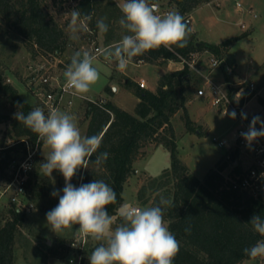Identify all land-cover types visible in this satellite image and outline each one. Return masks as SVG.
<instances>
[{
  "label": "rangeland",
  "instance_id": "rangeland-1",
  "mask_svg": "<svg viewBox=\"0 0 264 264\" xmlns=\"http://www.w3.org/2000/svg\"><path fill=\"white\" fill-rule=\"evenodd\" d=\"M17 1L19 0H14V2ZM111 1L117 4L122 2V0ZM77 2L76 0H43L45 12L59 24L64 32V40L67 42L66 49L57 54L41 50L36 53L30 52L27 42L13 30L5 10L0 6V74L4 83L14 86L23 100L34 108L43 109L45 114L48 113L47 107L38 95L41 86L38 81L33 80L35 72L41 69V75L50 77L51 86L49 88L52 87L57 91L59 86L65 83L63 73L70 63L73 52L86 50L95 54L97 49L110 45L105 42L104 36L95 30L96 23L100 20L98 13H95L92 19L87 22V30H82L77 34L79 39H71L68 28L69 12L76 8ZM149 3L158 4L162 11L176 10L180 13L177 5L170 0H149ZM237 3H241L242 8L238 7ZM181 15L191 19L188 26L195 39L201 43L213 46L212 44L220 45L231 38L237 40L229 51L217 56L221 61V67L210 75L211 80L219 84H227L226 86L231 89L243 82H255L259 87L264 85V0H209L193 11ZM92 20H95V25ZM100 61H105L102 57H98L101 79L93 86L86 98L67 95L60 108V110L75 116L81 134L85 136L90 125L88 110L93 102L110 103L108 102L109 98L114 104L131 114L135 113L136 105L139 102L135 93L129 89H123L125 77L120 75L115 63L109 64L114 69L115 78L112 84H108V71L101 66ZM132 63L144 64L145 62L132 61ZM171 64L170 61L162 60L154 64L156 66L129 65L127 72L135 81L144 80L148 89L155 91L161 73ZM228 67L232 70L231 74L227 72ZM175 68L176 66L172 65L170 72L176 71ZM197 68L199 71L196 74L203 80L198 91L206 80L203 75H208V71L211 69L210 56L205 54V51H199ZM226 72L229 79L226 78ZM115 84L122 89L112 98V87ZM197 91L194 95L195 99ZM69 100H72V105L68 104ZM251 101L247 111L251 110L252 120L253 117L258 116L260 121L264 122V94H260ZM18 111L19 108L13 106L8 98L0 93V116L5 117L4 122L0 124L1 224L12 218L11 209H18V206L12 202L14 197L18 196L27 206L33 205L31 211L26 212L28 220L20 227L19 235L16 238L15 260L17 264H90L89 255L101 242L80 234L77 231L78 224L58 234L51 230L49 233L46 232V229L50 227L47 224L46 213L57 206L59 196L63 195L65 179L57 170H53L51 176H46L41 171L40 163L49 153L44 142L34 148L37 151L29 160L28 152L23 147H19L21 144L16 142L20 139L9 138L8 130L12 126L11 118ZM188 111L192 120L206 118V115H210V124L213 128L210 133L207 132L208 128L205 123L200 120L195 122L205 133L203 136L197 133L187 134L183 112H179L173 119L181 160L198 178L204 179L206 174L216 167V163L230 153L214 143L213 138L224 136L228 140L231 139L236 126L231 117L217 116L212 105L204 100L202 102V99L193 102ZM144 152L145 154L135 162V172L125 184L123 192V204L128 203L137 208L151 207L156 197L164 194L165 189L156 192L155 187L152 188V182L171 166L170 151L167 147L149 144ZM21 164L26 165L29 175L26 185L27 196L25 197L19 196L15 187H9L15 176V170L21 168ZM232 169V166H229L225 174L228 175ZM36 173L38 174L37 180L34 179ZM70 182L72 183V180ZM36 186L40 187L34 189ZM143 186L146 187V197L139 200L138 192ZM53 191H57L59 195L52 196ZM40 192H43L41 197L36 195ZM145 201H148L147 204L144 203ZM113 220V228L121 223L117 216H114ZM166 224L168 226V223ZM53 243L57 250L55 254L51 249ZM244 263L264 264V258L247 260Z\"/></svg>",
  "mask_w": 264,
  "mask_h": 264
},
{
  "label": "trees",
  "instance_id": "trees-1",
  "mask_svg": "<svg viewBox=\"0 0 264 264\" xmlns=\"http://www.w3.org/2000/svg\"><path fill=\"white\" fill-rule=\"evenodd\" d=\"M76 1V8H79L82 14L93 17L98 13L99 18L104 19L108 32L102 35L107 44L118 42L126 34L118 23L122 13L116 2ZM170 1L177 5L180 14H186L209 0ZM0 6L5 10L13 30L27 42L30 52L41 50L57 54L66 49L64 32L45 12L43 0H0ZM94 21L92 20V23L95 25ZM95 30L99 32L97 27ZM236 41L231 38L218 46H211L197 41L191 31L186 47L173 46L172 49L184 57L199 51H208L218 56L229 51ZM162 60L178 61V56L162 46L133 58L134 62L143 61L148 64H157ZM226 78L229 79L227 72ZM202 82L196 72L188 67L165 72L160 77L155 91L140 88L129 82L128 85L134 88V93L139 99L134 114L112 103H105L103 107L91 104L88 110L90 125L86 136L101 134L103 137L100 148L91 159L94 161L96 156L103 152H108L109 156L107 161L99 166L90 163L87 169L78 170L72 178V184L79 187L94 179L104 180L117 195L116 203L109 205L107 211L122 222L118 209L124 203V187L135 172V162L145 154L144 149L149 144L163 145L170 151L171 166L164 170L159 178L153 179L152 188L155 187L156 192L165 189V192L156 197L151 207L159 205L161 196L173 201L172 207L161 206L164 208V219L169 230L180 243L173 264H243L250 260L243 249L262 239L248 222L253 215L264 218V195L257 199L248 198L233 190V180L240 169L234 167L228 175L225 171L234 165L236 153H228L204 179L198 178L180 158L178 139L173 126V119L179 112H183L188 133L199 132L201 136L205 135L201 127L191 119L188 111V105ZM0 93L24 114L34 109L20 97L14 86L4 83L1 74ZM4 118L0 116V124L4 122ZM11 125L8 130L9 138L20 139L16 142L25 139L33 145L38 142L39 137L15 116L11 118ZM19 144V147L26 150L24 143ZM42 144L43 141L40 140V145ZM34 179H38L37 173L34 174ZM42 193L36 195L41 197ZM145 197L146 187L143 186L138 192V199L143 200ZM10 213L12 218L7 219L4 224L0 222V264H17L14 255L16 238L20 227L28 220L26 212L19 209L13 208ZM186 228H190V231L186 232ZM55 246L54 243L51 246L53 254L57 252Z\"/></svg>",
  "mask_w": 264,
  "mask_h": 264
},
{
  "label": "clouds",
  "instance_id": "clouds-1",
  "mask_svg": "<svg viewBox=\"0 0 264 264\" xmlns=\"http://www.w3.org/2000/svg\"><path fill=\"white\" fill-rule=\"evenodd\" d=\"M122 13L118 23L126 33L122 38L107 47L89 51L73 52L70 63L63 73L66 90L79 98H86L101 79L98 57L108 63H115L116 69L124 72L133 58L144 53L165 47L187 46L191 29L184 17L176 10L160 13L156 3L149 0H122L117 5ZM68 25L71 39H79L78 33L87 30L89 14H82L79 8L69 12ZM101 34L108 32L104 19L96 23ZM117 91L116 86L112 88ZM242 93H237L238 99ZM227 114V113H225ZM243 116V114H242ZM235 119L236 113L230 114ZM15 118L36 134L48 147L49 153L40 163V169L46 176L57 170L65 179L63 195L55 208L46 213L50 230L58 234L78 224L77 230L83 236L101 242L89 255L90 264H173L180 243L169 230L164 219V208L172 207L170 198L160 197L158 206L137 208L128 203L121 205L118 214L121 223L113 228L114 220L107 207L115 204L116 192L104 180H96L74 186L70 181L80 169H87L90 163L101 165L107 161L109 153L103 152L91 158L100 148L102 135L85 136L74 115L60 109H51L47 114L36 107L24 114L15 113ZM246 118V116H243ZM261 123L260 130L256 124ZM249 145L259 137H264V122L253 117L247 132L241 133ZM52 196L59 193L53 191ZM253 231L262 238L245 249L244 254L250 260L264 258V218L253 215L248 222ZM186 232L190 228L185 229Z\"/></svg>",
  "mask_w": 264,
  "mask_h": 264
},
{
  "label": "built area",
  "instance_id": "built-area-1",
  "mask_svg": "<svg viewBox=\"0 0 264 264\" xmlns=\"http://www.w3.org/2000/svg\"><path fill=\"white\" fill-rule=\"evenodd\" d=\"M237 5L242 8L241 3H237ZM159 11L160 13L167 12L162 11L161 9H159ZM184 21L187 25L191 23V19L187 17L184 18ZM171 51L178 56V61H168L180 64V70L188 67L195 72L199 71L197 68L199 52H192L189 56L184 57L176 53L172 48ZM205 54H209L210 56L211 72L221 67V61L216 55L208 51H205ZM41 71L42 70L40 69L35 72L33 80L38 81L41 86V89L38 90V95L41 98L42 103L47 107L48 112L54 108L60 109L67 95L77 97L65 89V83L59 86L57 91L53 90L52 87L49 88L51 86L50 77L41 75ZM227 72L231 74V68L228 67ZM203 77L206 80L202 87L197 91V97L205 98L214 108L219 110V112L226 117H230L232 112L236 113L235 119L231 118L236 126L232 138L229 140L227 138H213V142L220 148H225L230 153L237 154V159L232 168L238 167L240 172L236 174L232 188L243 196L257 199L264 195V137L257 138L251 143V145H249L242 137L241 133L247 132L252 122V117L247 114L246 106L255 97L264 94V85L259 87L255 82H243L231 89L226 86L227 84H219L211 80L209 75L204 74ZM139 86L140 88L146 89V84L144 82H141ZM237 93H242L239 99L236 96ZM68 104L72 105V100H69ZM92 104L103 107L105 102H93ZM242 114L243 116H246V118H243ZM256 128L257 130H260L261 124H256ZM40 140L41 139L39 138L35 145L25 139L18 141L17 143L25 144V149L28 152V159L31 160L37 151L34 150V148L39 147ZM28 176V168L25 164H21V168L19 167L15 170V176L9 187H15L19 196H27L26 185ZM12 202L18 206L19 210L24 212H29L33 208V205H25L18 196L14 197Z\"/></svg>",
  "mask_w": 264,
  "mask_h": 264
},
{
  "label": "crops",
  "instance_id": "crops-1",
  "mask_svg": "<svg viewBox=\"0 0 264 264\" xmlns=\"http://www.w3.org/2000/svg\"><path fill=\"white\" fill-rule=\"evenodd\" d=\"M159 9H161L160 7H159ZM193 31H195L194 29H193ZM197 33V32H196ZM210 44V43H209ZM111 45V44H110ZM212 45H214V44H212ZM215 45H218V44H215ZM100 63H101V66L103 67V68H106V70L108 71V75H107V78L109 79L108 80V84H112L113 82H114V75H115V73L113 72L114 71V69H113V67L112 66H110L108 63H106V62H102V61H100ZM130 65H135V66H141V65H148V66H156V65H154V64H148V63H140V64H135V63H131ZM160 65V64H159ZM172 65H174V66H176V68H175V70L177 71V70H180L181 69V66H180V64H178L177 62H174V63H172L171 65H168V67L167 68H164V71H163V73H161V76L165 73V72H170L171 70V66ZM160 66H162V65H160ZM215 71V70H214ZM214 71H212V72H210L209 73V71H208V75H209V77H210V75L211 74H213L214 73ZM119 73H120V75L121 76H124L125 77V86H124V88L123 89H129L130 91H132L133 93H134V88L133 87H131L130 85H128V83L129 82H133V83H135V85L136 86H139V84L141 83V82H144L145 84H146V89H148V85H147V83L144 81V80H140L139 82H137V81H135L132 77H131V75L127 72V69L124 71V72H120V71H118ZM114 86H116V84L114 85ZM113 88V87H112ZM116 88H117V91L116 92H113V94L111 95L112 96V98L114 97V95H116V94H118L119 92H120V89H122V87H119V86H116ZM150 90V89H149ZM200 99H202V102H203V100L204 101H207L205 98H199V97H197L196 99L194 98L190 103H189V105H188V108H189V106L193 103V102H195V101H198V100H200ZM108 102H110V103H112V104H114L112 101H110V99L108 98ZM208 102V101H207ZM252 101H250L248 104H247V106H246V111H247V109H248V106L250 105V103H251ZM138 104V103H137ZM114 105H116V104H114ZM116 106H118V105H116ZM119 107V106H118ZM213 107V106H212ZM121 108V107H120ZM214 108V107H213ZM215 109V112L217 113V116H222V117H226V116H224V115H222L220 112H219V110H217L216 108H214ZM247 114L249 115V116H251V114H252V112H251V110H248L247 111ZM202 121L203 123H205L206 124V126H207V128H208V133H210L212 130H213V128H212V125L210 124V115H206V118L205 117H202V118H200V119H198V120H193L194 122H198V121ZM233 122V121H232ZM187 134H191V133H187ZM197 134H199V133H197ZM192 135V134H191ZM200 135V134H199ZM220 138H226V137H224V136H221ZM219 161V160H218ZM217 161V162H218ZM217 164V163H216ZM138 189V188H137ZM137 189H136V191H137ZM50 228V227H49ZM46 229V232H48L49 233V231H50V229ZM243 264H245V263H243Z\"/></svg>",
  "mask_w": 264,
  "mask_h": 264
},
{
  "label": "water",
  "instance_id": "water-1",
  "mask_svg": "<svg viewBox=\"0 0 264 264\" xmlns=\"http://www.w3.org/2000/svg\"><path fill=\"white\" fill-rule=\"evenodd\" d=\"M199 133V132H198Z\"/></svg>",
  "mask_w": 264,
  "mask_h": 264
}]
</instances>
